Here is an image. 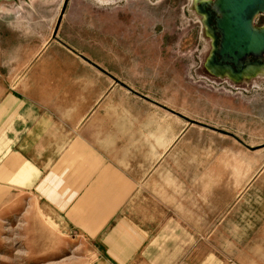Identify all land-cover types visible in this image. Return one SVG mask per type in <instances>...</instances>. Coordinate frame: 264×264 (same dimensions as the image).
Listing matches in <instances>:
<instances>
[{
	"label": "crops",
	"instance_id": "0c3cea01",
	"mask_svg": "<svg viewBox=\"0 0 264 264\" xmlns=\"http://www.w3.org/2000/svg\"><path fill=\"white\" fill-rule=\"evenodd\" d=\"M60 20L53 38L15 24L10 51L0 39V214L31 197L59 231L93 244L95 264H264V231L246 248L194 247L222 209L211 198L222 167L211 173L196 154L227 133L180 111L161 66L92 54Z\"/></svg>",
	"mask_w": 264,
	"mask_h": 264
},
{
	"label": "rangeland",
	"instance_id": "374dc122",
	"mask_svg": "<svg viewBox=\"0 0 264 264\" xmlns=\"http://www.w3.org/2000/svg\"><path fill=\"white\" fill-rule=\"evenodd\" d=\"M217 1L0 0V39L7 41L8 51L10 26L27 24L32 34L53 38L62 16L71 43L92 54L129 58L131 67L142 66L141 61L161 66L163 78L177 82L180 111L227 133L217 145L211 140L206 146L205 140L196 154L211 173L222 167V192L211 193L212 199H222V209L212 207L221 222L205 227L211 229V237L194 241L196 249L209 248L212 253L246 248L254 233L264 231V76H242L241 81L208 67L222 43L217 26L222 15L213 8ZM202 4L206 11H200ZM253 25L264 29V13ZM256 58H264V53ZM197 171L196 181L202 177ZM247 182L251 185L224 207L230 189ZM97 259L89 240L59 231L31 197L14 199L0 214V264H95Z\"/></svg>",
	"mask_w": 264,
	"mask_h": 264
},
{
	"label": "water",
	"instance_id": "95a60500",
	"mask_svg": "<svg viewBox=\"0 0 264 264\" xmlns=\"http://www.w3.org/2000/svg\"><path fill=\"white\" fill-rule=\"evenodd\" d=\"M221 20H217L222 35L218 55L223 62L238 66L251 55L264 53V29L254 27V18L264 13V0H218ZM66 5L62 15L65 13ZM61 22V20H60Z\"/></svg>",
	"mask_w": 264,
	"mask_h": 264
},
{
	"label": "bare ground",
	"instance_id": "6f19581e",
	"mask_svg": "<svg viewBox=\"0 0 264 264\" xmlns=\"http://www.w3.org/2000/svg\"><path fill=\"white\" fill-rule=\"evenodd\" d=\"M213 8L215 10H217V11H220L219 10V5L217 3H216V5ZM221 19H222L221 17H217V20H221ZM218 53H219V48H218V44H217V48L215 49L214 53L212 54V55L215 56L214 60H215V62L222 63V72H227L230 75H234L235 76V74H237V75H242L243 74L242 75L243 77H246V76H248V77H251V76L252 77H255L257 75H254L253 76L254 73L247 72V71L250 70V69H260V68H262V65H258L259 63H254V64H251L250 65V63L248 64V62L251 59L254 60V61H256V62H261L263 58H258V59L256 58L255 59V57H248L247 59L243 60L240 64H238V66H234L231 63L223 62L221 60V58H219ZM235 69H236V71H235ZM222 72L221 73L218 72V73L222 74Z\"/></svg>",
	"mask_w": 264,
	"mask_h": 264
},
{
	"label": "flooded vegetation",
	"instance_id": "af4514ba",
	"mask_svg": "<svg viewBox=\"0 0 264 264\" xmlns=\"http://www.w3.org/2000/svg\"><path fill=\"white\" fill-rule=\"evenodd\" d=\"M200 11H206V8H205V5L204 4H202V5H200ZM210 16H211V14L210 13H207L206 14V20H207V22L209 23V21L211 20L210 19ZM217 39H215V41H216ZM218 41V40H217ZM213 54V53H212ZM214 58H215V56L214 55H211V57L209 58V61L207 62L208 64V67L210 68V69H212V70H214V71H217V72H222V63H218V62H215V60H214ZM250 63V65L251 64H254V63H259L258 65H262V68H260V69H250V70H248L247 72H251V73H254L253 74V76L254 75H263L264 76V58L262 59V61L261 62H256V61H254V60H250L249 62H248V64ZM235 71H236V69H235ZM259 71H261V72H259ZM259 72V73H258ZM220 73H218V74H220ZM223 73V72H222ZM236 76H235V78H237V79H242L241 81H244L245 79H243V78H241L242 77V75H237V74H235ZM257 76H255V77H257ZM253 78V77H252Z\"/></svg>",
	"mask_w": 264,
	"mask_h": 264
}]
</instances>
